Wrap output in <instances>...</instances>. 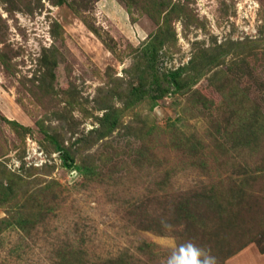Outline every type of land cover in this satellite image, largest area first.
I'll return each mask as SVG.
<instances>
[{"label": "rangeland", "instance_id": "1", "mask_svg": "<svg viewBox=\"0 0 264 264\" xmlns=\"http://www.w3.org/2000/svg\"><path fill=\"white\" fill-rule=\"evenodd\" d=\"M189 244L264 264V0H0V264Z\"/></svg>", "mask_w": 264, "mask_h": 264}, {"label": "clouds", "instance_id": "2", "mask_svg": "<svg viewBox=\"0 0 264 264\" xmlns=\"http://www.w3.org/2000/svg\"><path fill=\"white\" fill-rule=\"evenodd\" d=\"M191 249V264H216L215 257L201 253V250L196 248L194 245L189 244L187 246ZM203 256V258H199Z\"/></svg>", "mask_w": 264, "mask_h": 264}, {"label": "trees", "instance_id": "3", "mask_svg": "<svg viewBox=\"0 0 264 264\" xmlns=\"http://www.w3.org/2000/svg\"><path fill=\"white\" fill-rule=\"evenodd\" d=\"M172 77H174V75Z\"/></svg>", "mask_w": 264, "mask_h": 264}]
</instances>
